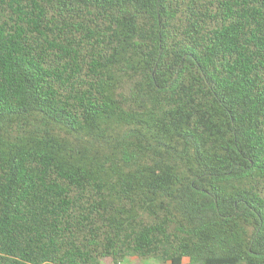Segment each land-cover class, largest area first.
<instances>
[{"label":"trees","instance_id":"1","mask_svg":"<svg viewBox=\"0 0 264 264\" xmlns=\"http://www.w3.org/2000/svg\"><path fill=\"white\" fill-rule=\"evenodd\" d=\"M129 256L264 264V0H0V264Z\"/></svg>","mask_w":264,"mask_h":264},{"label":"rangeland","instance_id":"2","mask_svg":"<svg viewBox=\"0 0 264 264\" xmlns=\"http://www.w3.org/2000/svg\"><path fill=\"white\" fill-rule=\"evenodd\" d=\"M189 259H186L188 262ZM102 264H111L109 260L103 261ZM121 264H158V261L155 259H140L137 256H129Z\"/></svg>","mask_w":264,"mask_h":264}]
</instances>
